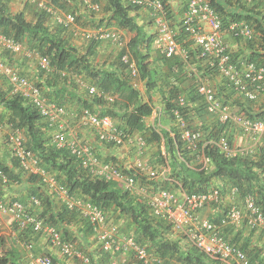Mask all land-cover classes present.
<instances>
[{
    "label": "trees",
    "instance_id": "trees-1",
    "mask_svg": "<svg viewBox=\"0 0 264 264\" xmlns=\"http://www.w3.org/2000/svg\"><path fill=\"white\" fill-rule=\"evenodd\" d=\"M12 1L0 0V32L24 44L29 50L46 56L52 67L65 72L61 75L58 72L45 74L41 71V75H45V80L37 86L49 102L65 107L70 114L88 108L101 117H110L127 132L142 136L147 145L156 148L155 155L159 167L164 165L169 167L167 178L170 182H155L159 184L156 185L157 188L171 191L181 188L187 193H206L212 188L220 187L221 195L225 196L227 189L236 187L239 190V199L244 195L254 197L264 217V138L255 145L253 152L232 158L222 154L215 145H206L204 153L209 159L210 166L202 169L195 161L197 152L182 146L175 126L164 128L160 119L153 125L147 126L145 123V120L153 114V96L159 94L164 103L162 112L167 114L169 119L174 121L171 111L177 109L188 128L193 132H201L205 139L216 140L226 129L225 125L216 122L207 114L194 86L189 91L182 89V83L189 80L192 84V79L195 77L185 76V63L179 55L166 58L158 50H154L155 31L148 32L146 27L139 25L134 19L133 13L139 9L138 7L128 5L125 0H91L100 7L98 12L92 13L107 15L100 24L94 25L91 29L115 27L130 34L128 40L125 35L124 38L127 40L128 52L136 63L138 79L144 83L148 99L146 102H142L139 89L134 87L135 80L121 62V55L125 50L117 52L116 60L109 66L95 63L94 58H97L98 50L106 48L102 46L103 44L112 47L106 40H81L85 44V52H81L78 47L70 44L68 38L73 36L68 30L57 24H53L54 29L50 28L48 25L51 23L50 15L37 7V3L41 0L36 2L28 0L27 5L31 6L30 20L27 19L24 11H12ZM72 2L77 5L80 3L78 0H48L47 3H43L61 12L75 15L71 8ZM162 3L169 21L170 8L163 1ZM209 3L218 15L222 31L225 33L228 26L234 22H243L254 31L251 40L243 41V55L231 53L232 60L237 62L244 59L264 67V0H254L251 3L242 0H209ZM76 23H80V17L76 16ZM181 24L182 22L178 25L179 30L177 34L175 33V39L186 51L188 65L201 71L199 66L204 60L199 57L198 50L189 40ZM153 52L158 55L157 62H153L151 57ZM7 55L10 57L8 53ZM207 75L218 76L214 68ZM200 76L204 77L203 74ZM77 79L95 87L99 95L88 98L80 89ZM3 80L4 78L0 76V108L7 114L6 122L22 132L26 148L34 154L40 166L53 175L71 196H77L98 208L108 223L118 225L121 233L132 236L137 243L145 245L148 251L164 260L165 264H219L191 245L181 246L179 241L171 239L170 226L151 214L143 198L124 191L116 182H106L88 175L69 149L57 147L53 141L52 130L48 128L47 122L36 108L21 96L11 95L9 87H2ZM214 90L220 103L228 105L232 111L242 113L250 120L264 118V93L258 100L249 101L228 87L226 82ZM105 94L114 96V102L106 103ZM182 94L186 103L184 107H178L177 99ZM196 119L201 121L197 124ZM234 135L235 128L232 126L226 135L229 142L233 141ZM97 157L102 160L99 155ZM0 167L11 180L29 184L23 190L27 193L26 197L39 198L40 218L55 226L64 240L75 243L78 252L88 260L87 263H83L82 259L72 258V264H110L112 258L121 259L119 253L111 256L103 252L93 238L92 226L89 222L80 218L75 212L68 211L64 204L48 194L43 185L37 183L36 178L23 179L15 160L10 159L9 165L0 161ZM122 171L133 176L138 186L148 184L145 177L139 176L138 172L125 169ZM18 199L22 201L24 197ZM222 211H226V206H222ZM219 217L218 215L214 222H218ZM245 230V228L227 227L223 229V236L229 244L244 252L251 264H264L260 244L251 243L254 234ZM244 232L248 233L245 237ZM4 246V240L0 239L2 251L0 264H26L25 258L20 256L16 248L2 250ZM33 252L36 255L39 253L37 250ZM48 256L53 264L58 263L55 258ZM127 264L139 263L129 256Z\"/></svg>",
    "mask_w": 264,
    "mask_h": 264
},
{
    "label": "built area",
    "instance_id": "built-area-1",
    "mask_svg": "<svg viewBox=\"0 0 264 264\" xmlns=\"http://www.w3.org/2000/svg\"><path fill=\"white\" fill-rule=\"evenodd\" d=\"M36 2L37 0H31ZM81 5L91 12H98L100 7L91 0H78ZM251 3L254 0H242ZM128 5L146 9L149 12L155 28L153 45L164 57L171 58L179 55L185 63V73L193 75L192 84L197 95L201 98L205 110L216 122L225 125L223 135L216 140L205 139L201 132L191 131L182 120L177 109L171 111L176 120L178 139L186 149L197 152L196 164L202 169L209 168V159L205 156L204 147L215 145L218 150L228 158L236 155H248L253 152L255 145L264 138V118L250 120L242 113L231 110L228 105L221 104L216 97L214 88L200 76L188 71L187 53L175 39V32L166 18V12L161 0H125ZM186 11L181 20L182 28L193 46L198 50L199 57L207 62L217 75L226 82L227 86L242 95L246 100L256 101L264 93V67L247 60L233 61L231 52L222 42L221 21L210 6L209 0H184ZM40 10L46 11L51 20L68 30L73 38L78 40H106L117 52L125 50L121 55V62L127 67L134 87L138 88L141 82L138 79L136 63L127 49V40L124 33L115 28L99 27L95 29H81L76 23V16L70 12H61L47 6L42 1L37 3ZM227 33L234 39L249 41L254 36L253 29L243 22H234L228 26ZM0 51L33 59L37 68L45 74L60 70L52 67L46 56L34 50H29L24 44L4 36L0 32ZM0 76L4 78L10 88L11 95H18L26 99L39 112L48 128L52 130L53 141L58 148H67L76 158L80 166L90 175L106 182H116L123 190L143 198L151 214L170 226L171 232L181 235L186 242L195 249L204 253L210 260L219 264H251L247 255L238 247L229 244L224 236L223 229L233 227L245 228L246 232L264 239V217L251 195H244L239 199V190L236 187L227 189L225 196L221 195V188H212L206 193H187L181 188L175 191L157 188L150 182H170L167 175V165L155 168L142 161L148 145L140 135L131 134L120 127L108 116L101 117L96 112L84 108L79 112L68 113L67 109L49 102L42 90L35 82L21 75L15 67L0 62ZM80 89L88 98L99 95L95 87L85 84L77 79ZM104 101L108 104L114 102L115 97L105 94ZM185 96L182 94L177 99V106H185ZM156 111H153V116ZM75 119L78 126L89 130L95 135L98 142L108 147L134 148L136 158L131 160V167H119L114 162L100 160L95 148L84 144L78 133L69 127V120ZM235 128V137L229 142L226 135L230 127ZM0 133H3V148L10 159L17 162L18 170L23 179L36 178L37 183L46 188L48 194L64 204L68 211L75 212L80 218L85 219L92 226L93 238L100 249L113 256L121 254V259H113L110 264H123L122 257L126 254L135 259L139 264H165L164 260L148 251L145 245L136 242L132 236L120 232V227L108 223L102 212L77 196H71L54 178L47 173L38 162L34 154L25 146L22 132L6 121H0ZM237 134H241L249 141V145L238 148L240 142ZM238 143V144H237ZM163 152V148H161ZM134 170L139 176L145 177L148 186H138L133 176L122 171ZM22 188V182L11 180L0 167V239L15 242L25 251L26 264H53L48 254H34L33 242L35 238L44 241L49 248L67 260L72 258L88 260L76 249L75 243L64 240L61 233L40 218L41 202L37 196H24L12 194L13 189ZM226 211H222V206ZM214 211L220 217L218 222L200 218L199 213ZM222 211V212H221ZM2 251L0 250V256Z\"/></svg>",
    "mask_w": 264,
    "mask_h": 264
},
{
    "label": "crops",
    "instance_id": "crops-1",
    "mask_svg": "<svg viewBox=\"0 0 264 264\" xmlns=\"http://www.w3.org/2000/svg\"><path fill=\"white\" fill-rule=\"evenodd\" d=\"M161 1H163L170 8L171 19L169 20V22H170L171 28L177 34V32L179 30L178 25L180 24V22L183 18V15L186 11L184 0H161ZM27 3H28V0H13L11 3V9L13 12L24 11L26 16H27V19L30 20L31 15H29V14L31 13V10H30L31 6L27 5ZM71 5H72L71 8L73 10L72 12H75V16L80 17V24L81 25H87V26L98 25V24H100V21L105 19L107 16L104 14H101L99 16H95V15L91 14L92 13L91 11L86 10L80 3L77 5L75 2H72ZM28 15H29V17H28ZM133 15H134V19L136 20V22L139 25L146 27V30L147 31L149 30L148 32L154 33V31H155L154 25H153V22L151 20L150 15H149V12L146 9L145 10L144 9H137V11H135L133 13ZM53 24L55 25V23L52 20H51V23H48L50 28H52ZM148 26H151L152 29L150 30L148 28ZM122 32L124 33L125 38H127V40H128L130 38V34L124 30H122ZM221 40L227 46V48L230 50L231 53H238V54L243 55L244 44L242 45L240 43V41H237L236 39L232 38L231 36H229V34H227L225 32L222 33ZM181 47H182V45H181ZM113 48H114L113 46L112 47L106 46L105 49H99L97 52L98 53L97 57L99 58L98 63L101 61L100 64H104L106 66L111 65L116 60V54H117V51L115 50V48H114V50H115L114 51ZM7 53L8 52L0 51V62L15 67L16 70L21 75L29 78L30 80H32L36 84L44 82L45 75L44 74L41 75L42 72L37 68V64L33 59L27 58V57L23 56L22 54L14 55V54H10V53H8L10 55V57H8V55L6 56ZM151 57L153 59V62L158 61L157 53H155V52L151 53ZM156 58H157V60H156ZM199 67H200L201 71H197L198 69L196 70L194 66L188 67V71H190L193 74H196L198 76L203 74L204 77H202V79L204 81H207V83H209L215 89L222 86V83L224 82V80L222 78H220L219 76H216V75H214L215 77L207 75L208 72L213 71V68H211L208 64H206L205 61H201ZM186 76L189 77L190 74H187ZM4 80L1 81L2 87L3 88L9 87L7 81L6 80L4 81ZM192 88L193 87L191 85V82H189V80H186V82L182 83V89L183 90L189 91ZM262 101L263 100H260V102H262ZM6 120H7L6 112L3 111L2 108H0V121L4 122ZM198 121L200 122L201 120L196 119L195 123L198 124ZM150 124H152V122ZM147 125H149V124H147ZM2 135H3V133L2 134L0 133V161H4V163H6L8 165L9 159H8V154L2 145L3 144V142H2L3 136ZM81 139H83L84 141H86V143H89L91 146H93L95 148L96 154L99 155L103 161L106 160L108 162L109 161L114 162L120 166L126 167L127 163L132 160V157L130 156V158H129L128 156H126V153H122L120 148L104 146V145L100 144L96 138H91V136L89 134L83 133ZM121 148H124V147H121ZM126 152H127V150H126ZM123 159H127L126 164H122L120 162L118 163V160L123 161ZM27 186H29L28 183H22L21 189H25V188H27ZM199 216L202 219L207 218L208 220H213L218 216V214L215 213L214 211L207 212V211L202 210L199 213ZM72 230H74L73 226H72ZM248 233L244 232L243 236L244 237L247 236ZM259 239H261V238L254 234L251 237V243H253V244L259 243L260 244L259 247L262 248L263 255H264V239H261V240H259ZM88 241H89V245H90L91 240L89 239ZM41 245L42 244L37 242V247H38L37 251H38V249L43 250V253H47L50 256H52L53 258H55L57 260L58 264L61 262V260H64L58 254L57 251H55L51 248H48V247L44 248ZM18 247L19 246H12L11 248H14V249L16 248L18 250Z\"/></svg>",
    "mask_w": 264,
    "mask_h": 264
},
{
    "label": "rangeland",
    "instance_id": "rangeland-1",
    "mask_svg": "<svg viewBox=\"0 0 264 264\" xmlns=\"http://www.w3.org/2000/svg\"><path fill=\"white\" fill-rule=\"evenodd\" d=\"M41 1H43L44 3H47L48 0H41ZM91 14H93L95 16H99L100 15V13H91ZM29 15H31V13ZM29 15H28V17H29ZM77 25L81 29H91V28H93V26L81 25L80 23H77ZM113 28H115V27H113ZM148 28L150 30L152 29L151 26H148ZM52 29H54L53 28V25H52ZM68 40H69L70 44H72L75 47H78L81 52H85V50H84V48H85L84 45L85 44L83 43V41L78 40L77 38H73V37L72 38L69 37ZM240 43L243 45L244 42L240 41ZM102 46L106 47V46H109V45L108 44H105V45L103 44ZM113 50H114V48H113ZM154 50H156V49L154 48ZM98 59H99L98 57L97 58L95 57L94 58V62L97 63L98 62ZM139 91H140L141 96H142V102H146L148 99H147L146 89H145L144 83H143V86L139 88ZM163 108H164V103H163V100H161V96L159 94L153 96V110H156L155 121H157V119H158L157 118L158 117V112L157 111L158 110H162ZM152 119H153V116H151V118H147L145 120V123H147V124L150 125V123L152 122ZM160 120H162L163 122H165V123H161L162 126L164 124H166V125L168 124L167 125L168 127L169 126L173 127L174 124H175V123H173V121L171 119L168 118L167 115H165L163 113L160 114ZM155 123H157V122H155ZM69 127L72 128V130L74 131V133H78L79 137L80 136L82 137L84 131H86L85 129H83L80 126H78V122L75 119H70L69 120ZM237 137H239V140H240L239 144L237 143L238 144V148H244V147H246V146L249 145V141H248V139H246V137L242 136L241 134H237ZM81 141L83 143H86V141H84L83 139ZM120 149H121L122 153H126V156H128L129 158L131 156L132 157V160H134L136 158V154H135L134 148H131V147L126 146V147L120 148ZM126 150H127V152H126ZM155 152H156V148L154 146H151L150 145L147 148V151H146L145 155H143V157L141 159H142V161L146 162L147 164L153 165L155 168H159V165L157 164V161H156ZM119 162L122 163V164H126L127 163V159H123V161H119L118 160V163ZM126 166L131 167L132 166V162H128ZM155 182H153V183H155ZM150 185H154V184H152L150 182ZM11 193L12 194H15V195L23 196V197L26 195L25 190H23V189H20L19 190V188L13 189ZM171 239L179 241L181 246H185V245L188 244L186 242V240L181 235H179V234L172 233L171 234ZM32 242H33V250H37V248H38L37 247V242H39L40 244H42L41 246H43L44 248H46V247L49 248V246H47V244H45L44 241H40L37 238H35L34 240H32ZM4 245L5 246L2 248V250H5L6 248L8 249V248H10L12 246H17L15 242H12L10 240H4ZM38 251L41 254H47V253H43V250L38 249ZM18 252H19V254L23 258H25V251L23 249H21L20 247H18ZM72 263H73L72 260H66V259H64V260H61V262L59 264H72Z\"/></svg>",
    "mask_w": 264,
    "mask_h": 264
},
{
    "label": "clouds",
    "instance_id": "clouds-1",
    "mask_svg": "<svg viewBox=\"0 0 264 264\" xmlns=\"http://www.w3.org/2000/svg\"><path fill=\"white\" fill-rule=\"evenodd\" d=\"M170 23V22H169ZM154 46V45H153ZM155 48V47H154ZM160 53V52H159ZM161 54V53H160ZM186 76V75H185ZM141 82V81H140ZM192 85V87H193V84H191ZM143 86V83L141 82V85H140V87H142ZM140 87H138V89L140 88ZM82 90V89H81ZM83 91V90H82ZM91 99V98H90ZM115 100V99H114ZM80 111V110H79ZM153 111H156V110H153ZM75 112V111H74ZM158 112V119H160V114L161 113H163L162 112V110H158L157 111ZM163 114H165V113H163ZM165 115H167V114H165ZM152 116H153V114H152ZM155 116H156V112H155V114H154V116H153V119H152V124H150V125H153L154 124V122H155ZM168 116V115H167ZM151 118V117H150ZM157 119V120H158ZM116 122V121H115ZM161 122L159 121L158 122V124H160ZM163 123H165V122H163ZM173 123H175L174 124V126L176 127V120H175V118H174V121H173ZM165 125V126H164ZM163 126H162V124H161V126L162 127H164V128H167L168 126V124L166 125V124H164ZM84 129V128H83ZM176 129H177V127H176ZM86 130V129H85ZM178 130V129H177ZM84 133H86V134H89L90 136H91V138H96L95 137V135L92 133V131L90 132L89 130H86V131H84ZM136 135H138L137 133H136ZM80 139H81V137H80ZM97 139V138H96ZM82 140V139H81ZM98 141V140H97ZM82 142V141H81ZM84 144H89V143H84ZM101 144V143H100ZM103 145V144H102ZM148 147H149V145H148ZM96 152V151H95ZM117 164V163H116ZM118 165V164H117ZM120 166V165H119ZM123 167V166H122ZM129 167V166H128ZM129 170H131V169H129ZM143 177V176H142ZM125 191V190H124ZM214 220V219H213ZM38 254H41V253H38ZM49 255V254H48ZM128 255H124L122 258L123 259H125L126 260V262L125 263H123V264H127V262H128Z\"/></svg>",
    "mask_w": 264,
    "mask_h": 264
}]
</instances>
